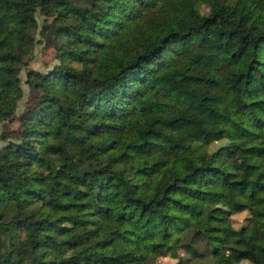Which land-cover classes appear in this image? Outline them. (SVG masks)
<instances>
[{"label":"trees","instance_id":"1","mask_svg":"<svg viewBox=\"0 0 264 264\" xmlns=\"http://www.w3.org/2000/svg\"><path fill=\"white\" fill-rule=\"evenodd\" d=\"M258 2L0 0V264H264Z\"/></svg>","mask_w":264,"mask_h":264},{"label":"rangeland","instance_id":"2","mask_svg":"<svg viewBox=\"0 0 264 264\" xmlns=\"http://www.w3.org/2000/svg\"><path fill=\"white\" fill-rule=\"evenodd\" d=\"M262 6H264V0H259L258 4L247 5L244 9V13L250 19V21L255 23L259 19L258 15L260 7ZM40 19L41 16L39 15L38 20ZM39 27L40 26L35 29V41L31 48V51L29 52V54L26 55L27 64L20 71L21 85L24 93L18 101L16 115L12 121L0 122V146L4 143V140L1 139V136L3 134H6V137H12L13 132L17 131L20 126L19 117L23 113L31 109L37 102V96L39 95V92L37 89H34L27 83V70L29 68H33L46 72L50 70L57 62H59L55 46L48 43V37H44L46 35L38 33ZM216 144L211 145L210 149L214 148ZM220 205L225 208L228 212H230V217L235 227H239L245 223L246 217L249 215L248 210L233 212L226 203H223V205L220 203ZM176 261L177 259L175 257H172L167 254L159 256L156 259L155 264H174ZM237 262L239 264H252L251 262L245 259H240Z\"/></svg>","mask_w":264,"mask_h":264}]
</instances>
